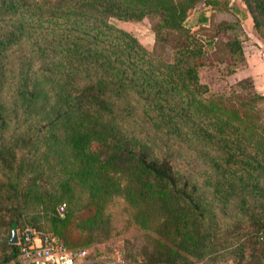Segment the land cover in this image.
I'll use <instances>...</instances> for the list:
<instances>
[{"label": "trees", "instance_id": "1", "mask_svg": "<svg viewBox=\"0 0 264 264\" xmlns=\"http://www.w3.org/2000/svg\"><path fill=\"white\" fill-rule=\"evenodd\" d=\"M202 1L0 0V61L23 47L29 62L12 103L0 80V264H20L11 238L25 225L89 247L120 195L160 221L162 264H264V94L251 78L225 92L202 82L200 36L237 26H188ZM242 1L264 42V0ZM145 17L152 49L111 22ZM224 45L244 57L237 35ZM47 80L60 105L27 112Z\"/></svg>", "mask_w": 264, "mask_h": 264}, {"label": "rangeland", "instance_id": "2", "mask_svg": "<svg viewBox=\"0 0 264 264\" xmlns=\"http://www.w3.org/2000/svg\"><path fill=\"white\" fill-rule=\"evenodd\" d=\"M207 2L202 1L191 11L186 24L193 29L200 26L212 27L224 20L237 24L229 34L222 33L213 40L207 35L200 36L205 48V63L199 68L202 82L206 83L212 92L230 91L232 87L239 88L240 80L251 78L255 66H262L264 42L255 30L252 17L242 0ZM155 21L156 18L152 17H145L140 21L111 18L114 25L131 32L149 49L153 48L155 42L152 29ZM234 35L242 41L243 58L238 54L232 57L224 45V42ZM24 53V48L19 47L9 52L5 60L0 61L1 92L8 103L14 100L18 77H24V71L29 67L28 57ZM38 86L37 96L32 101L29 100L30 105L27 101L25 104H28L27 112L30 110L33 114L43 117L55 112L60 103L52 82L43 81ZM178 164L179 167H186L181 159ZM77 194L82 200L87 195L81 189ZM135 213V206L124 196L113 197L107 204L105 222L93 233L92 243L87 248L104 257L114 258L120 254L131 262L162 264L167 258V253L163 246L165 238L160 221L142 223ZM228 256L220 253L195 264H232L233 260Z\"/></svg>", "mask_w": 264, "mask_h": 264}, {"label": "built area", "instance_id": "3", "mask_svg": "<svg viewBox=\"0 0 264 264\" xmlns=\"http://www.w3.org/2000/svg\"><path fill=\"white\" fill-rule=\"evenodd\" d=\"M18 232L20 264H147L131 262L123 255H98L90 248H68L58 235L26 226Z\"/></svg>", "mask_w": 264, "mask_h": 264}, {"label": "crops", "instance_id": "4", "mask_svg": "<svg viewBox=\"0 0 264 264\" xmlns=\"http://www.w3.org/2000/svg\"><path fill=\"white\" fill-rule=\"evenodd\" d=\"M254 86L257 91L264 94V59L262 66H255L253 73L251 74Z\"/></svg>", "mask_w": 264, "mask_h": 264}, {"label": "water", "instance_id": "5", "mask_svg": "<svg viewBox=\"0 0 264 264\" xmlns=\"http://www.w3.org/2000/svg\"><path fill=\"white\" fill-rule=\"evenodd\" d=\"M11 242L12 243H17L18 242V232H17V229H14L13 230V235H12V238H11Z\"/></svg>", "mask_w": 264, "mask_h": 264}]
</instances>
